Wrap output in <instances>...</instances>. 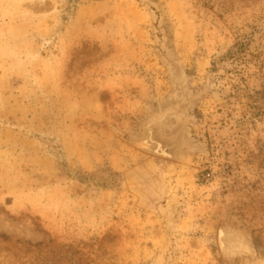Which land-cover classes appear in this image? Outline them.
I'll use <instances>...</instances> for the list:
<instances>
[{
    "label": "rangeland",
    "instance_id": "374dc122",
    "mask_svg": "<svg viewBox=\"0 0 264 264\" xmlns=\"http://www.w3.org/2000/svg\"><path fill=\"white\" fill-rule=\"evenodd\" d=\"M0 264H264V0H0Z\"/></svg>",
    "mask_w": 264,
    "mask_h": 264
},
{
    "label": "water",
    "instance_id": "95a60500",
    "mask_svg": "<svg viewBox=\"0 0 264 264\" xmlns=\"http://www.w3.org/2000/svg\"><path fill=\"white\" fill-rule=\"evenodd\" d=\"M149 142V147L152 153L154 154H158L162 157H170V155L167 153V151H165L166 149L164 147H162V145L157 142V141H152L151 139L148 140ZM148 145V143H147ZM223 232L222 230H219L218 232V245L219 248L221 250V252H224L225 249H227V244L224 242V237H223Z\"/></svg>",
    "mask_w": 264,
    "mask_h": 264
},
{
    "label": "built area",
    "instance_id": "2783aa9c",
    "mask_svg": "<svg viewBox=\"0 0 264 264\" xmlns=\"http://www.w3.org/2000/svg\"><path fill=\"white\" fill-rule=\"evenodd\" d=\"M209 177V174H206L203 179H207Z\"/></svg>",
    "mask_w": 264,
    "mask_h": 264
},
{
    "label": "bare ground",
    "instance_id": "6f19581e",
    "mask_svg": "<svg viewBox=\"0 0 264 264\" xmlns=\"http://www.w3.org/2000/svg\"><path fill=\"white\" fill-rule=\"evenodd\" d=\"M152 123V122H151ZM153 128V127H152ZM148 130H149V128H148ZM150 132V131H149ZM144 147V146H143ZM235 241V240H234ZM238 241V240H237ZM241 243V242H240Z\"/></svg>",
    "mask_w": 264,
    "mask_h": 264
}]
</instances>
